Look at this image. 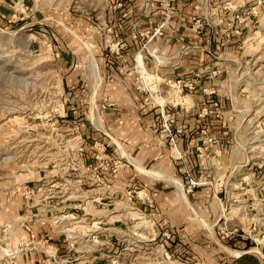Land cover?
I'll return each mask as SVG.
<instances>
[{"label": "rangeland", "instance_id": "obj_1", "mask_svg": "<svg viewBox=\"0 0 264 264\" xmlns=\"http://www.w3.org/2000/svg\"><path fill=\"white\" fill-rule=\"evenodd\" d=\"M0 2L10 10L9 16L0 18V264H238L244 249L260 254L258 264H264V172L262 176L259 171L264 168L263 21L247 36L240 34L235 52L218 53L219 64L228 63L219 88L231 99L225 110L234 147L239 156L241 152L248 156L246 162L255 166V173L246 177L242 170L247 166L240 167L227 193H218L223 201L219 210L213 187L221 188L220 178L209 179L212 192L183 191L180 195L193 219L168 226L170 222L146 214L151 212L146 207L162 199L148 190L125 187L123 195H117L105 187L83 197L86 142L68 109L63 89L67 68L58 56L64 51L69 56L82 53L83 23L65 26L62 47L35 24V12L46 8L75 16L87 12L98 21L107 1ZM114 160H105L109 171ZM153 170L145 172L164 177ZM173 179L172 183L178 180ZM158 182L176 188L169 181ZM109 201L113 204L100 203ZM44 203L52 206L45 204L43 210ZM141 206L144 212L137 208ZM73 211L76 217L69 215ZM27 214L30 220H22ZM42 215L47 220H38ZM172 228L180 232L176 237ZM168 241L178 243L176 250Z\"/></svg>", "mask_w": 264, "mask_h": 264}, {"label": "crops", "instance_id": "obj_2", "mask_svg": "<svg viewBox=\"0 0 264 264\" xmlns=\"http://www.w3.org/2000/svg\"><path fill=\"white\" fill-rule=\"evenodd\" d=\"M106 1L98 21L87 12L75 16L52 8L42 9L34 15L40 33L45 35L51 33L58 42L57 47H62L61 43L67 35L65 26L71 29L73 22L83 23L81 37L86 41L81 43L82 53L73 52L71 56L65 51L62 54L58 53L59 57L62 55L64 68H67L64 73L63 89L66 91L68 109L73 121L78 124L77 127L82 129L81 135L86 142V152L82 154L85 168L81 171V180L85 188L83 197L87 195L91 197L92 192L101 191L105 187L110 188V191L113 188L112 192H116L117 195L119 193L123 195L122 189L125 187L148 190L153 195L158 194L162 199L157 200L152 208L146 207L145 209L151 211H146V214L152 220H163L166 223L170 222L168 226H173L193 218L187 212V206L179 190L170 180L173 178L180 180L185 193L187 191L196 195L212 192V188L208 182L196 183L190 187V178L197 181L220 178L224 182L221 188L212 186L217 193L214 197L215 207L219 210V204L223 206V201L218 193H227L230 180L235 177V173L240 172L242 165L247 166L242 170L247 173L246 177L255 173L252 169L255 166L247 164L248 156L244 152L239 156L234 147L235 135L232 133L230 121L226 118L228 111L225 110L231 99L228 94H222L219 88L220 76L224 69L227 70L228 63L219 64L218 53L223 50V53L229 54L238 48L236 43L240 35L232 33L228 38L229 29L239 27L244 36L254 30L257 24L254 23V17L249 13V9L258 0H172L175 9L172 19L165 24L162 34L156 35L150 42L151 49L156 50L160 61L158 63L152 57H147V63L153 71L167 70L187 75L205 64H214L218 68L217 76L210 77L208 72H205L197 83V89L188 90L193 104L191 111H175L177 120L172 127L176 130L177 144L183 154L182 157L175 153L168 135L160 133L161 117L158 108L144 101L134 88L130 74L136 53L142 46L143 37L164 22L165 12L158 0ZM208 6H214L213 10L209 11ZM0 11V18L5 14L9 16L10 10L7 7H0ZM238 12L245 16L243 22L237 20ZM196 16L201 17L204 22L201 34L194 25ZM262 21L264 22V16L259 24H262ZM106 30L112 35L110 42L104 40ZM244 48L246 49L245 45ZM89 50H92L91 53ZM89 54L93 55L98 78H95L91 71ZM84 67L90 71L88 74ZM210 90H214L215 93L210 94ZM211 98L218 99L220 107L218 109L212 107L208 115L200 116L202 107ZM218 111H221L219 116L216 114ZM96 112L100 115L105 129L94 123ZM203 129L206 132H203ZM205 133L216 137L217 141L210 143L204 152H200L197 146L202 144ZM112 143L116 146H111ZM94 147L102 153L97 152ZM113 159L122 162L116 172L113 168L109 171L105 162ZM154 160L153 165L148 167V162ZM261 168L259 171L263 176L264 168ZM151 169L164 172L166 177H155L145 172ZM258 180L261 181L260 178ZM158 181H169L176 188L171 190L169 186ZM100 203L113 204L110 201ZM45 204L52 206L48 203L42 205ZM93 205L97 208V205ZM45 206L43 210H46ZM53 207L58 209L55 205ZM137 208L144 212L143 206ZM69 215L77 216L74 211ZM28 216L27 214L22 220H30ZM47 218L48 216L42 215L38 220ZM171 230L176 237L178 230L177 232L174 228ZM171 232L168 230V237ZM58 241L62 242L63 239ZM177 244L168 241L172 251L176 250ZM243 248L247 246L244 245ZM251 252V249H244L240 257ZM255 255L258 258L261 256ZM241 260L244 263L246 261ZM241 260L237 263L239 264Z\"/></svg>", "mask_w": 264, "mask_h": 264}, {"label": "built area", "instance_id": "obj_3", "mask_svg": "<svg viewBox=\"0 0 264 264\" xmlns=\"http://www.w3.org/2000/svg\"><path fill=\"white\" fill-rule=\"evenodd\" d=\"M159 5L165 12L164 22L154 28L153 31H148L142 39V46L138 50L135 56L134 64L130 71L132 76V82L134 88L143 97L144 101L151 104L153 107L158 108L161 117V134L168 135L169 141L176 154L180 157L183 156L179 146L177 144L176 130L173 129L172 125L176 122L175 111L190 112L193 108V104L190 101L188 90H196L199 79L204 76L205 72H208L210 77L218 75V68L214 64H205L199 67L192 74L180 75L178 72L172 73L170 71H153L147 63V57L150 56L160 63L158 56L150 47V42L155 38L156 35L162 34L163 28L167 22H169L174 14V7L172 0H158ZM214 6H208L209 11H212ZM212 13V12H211ZM249 13L254 17V23H259L260 19L264 16V0H258L253 4ZM237 20L243 22L245 16L243 13L237 14ZM203 19L201 17H194V25L201 34L203 31ZM232 33L240 35L241 30L239 27L229 29L227 37H231ZM112 39L111 33L106 30L104 32L105 42H110ZM112 50V49H111ZM179 64V62L177 63ZM210 94H214V90H210ZM64 106V104H63ZM219 108L220 102L216 98H211L201 109L200 116L205 117L211 111V108ZM217 116L221 115V111H218ZM181 130V129H179ZM203 132H206L203 129ZM202 144L198 145L197 148L200 152H204L210 143L217 141L216 137L210 136L207 133L203 135ZM80 151H84V147L80 145ZM120 161H115L113 165V171H117L119 168ZM109 165V163L107 164ZM260 164L259 166H261ZM191 185L211 181L194 180L190 178ZM131 192V191H130ZM234 234V231L230 232Z\"/></svg>", "mask_w": 264, "mask_h": 264}, {"label": "bare ground", "instance_id": "obj_4", "mask_svg": "<svg viewBox=\"0 0 264 264\" xmlns=\"http://www.w3.org/2000/svg\"><path fill=\"white\" fill-rule=\"evenodd\" d=\"M90 51V53H91V50H89ZM90 67H91V71H92V73H93V76L95 77V78H98V69H97V67H96V63H95V61H94V59H93V57L91 56L90 57ZM94 123L99 127V128H102V129H105V126H104V123H103V121H102V119H101V117H100V115L96 112L95 113V118H94ZM147 171H149V172H154V170L152 169V170H147ZM157 171V170H156ZM159 171V170H158ZM159 173V172H158ZM163 173V174H162ZM161 176H164V177H166V174L164 173V172H160L159 173ZM174 180V179H173ZM174 185L177 187V189L179 190V192L180 193H183V184H182V182L180 181V180H174Z\"/></svg>", "mask_w": 264, "mask_h": 264}, {"label": "trees", "instance_id": "obj_5", "mask_svg": "<svg viewBox=\"0 0 264 264\" xmlns=\"http://www.w3.org/2000/svg\"><path fill=\"white\" fill-rule=\"evenodd\" d=\"M241 259H245V260H249L248 264H258V258L255 255L252 254H243L241 257H239V260ZM239 264H247V261L242 262V260L239 262Z\"/></svg>", "mask_w": 264, "mask_h": 264}]
</instances>
